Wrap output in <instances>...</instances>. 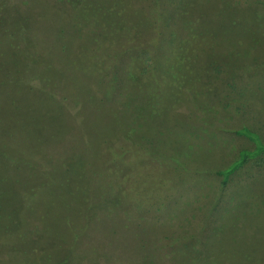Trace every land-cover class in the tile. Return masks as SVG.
<instances>
[{
    "label": "rangeland",
    "instance_id": "obj_1",
    "mask_svg": "<svg viewBox=\"0 0 264 264\" xmlns=\"http://www.w3.org/2000/svg\"><path fill=\"white\" fill-rule=\"evenodd\" d=\"M145 50L158 72L129 84ZM244 127L264 142V0H0V264H264V155L219 174L254 149ZM69 149L125 178L114 212L81 200L78 236L43 213Z\"/></svg>",
    "mask_w": 264,
    "mask_h": 264
},
{
    "label": "trees",
    "instance_id": "obj_2",
    "mask_svg": "<svg viewBox=\"0 0 264 264\" xmlns=\"http://www.w3.org/2000/svg\"><path fill=\"white\" fill-rule=\"evenodd\" d=\"M103 3L97 2V3H87L80 7L79 14L85 18L86 16H89V13L92 11H99L101 10V5ZM82 8V9H81ZM31 37V36H30ZM32 40L34 38L31 37ZM37 42V41H36ZM38 43V42H37ZM152 57V56H151ZM150 54L147 50L142 51L138 54V56H134V61L132 64H130L126 69V79L127 82H130L129 84H134L136 82H142L141 81V74H150L151 76H155V71L158 72L155 69H149L148 66L143 65H136L138 63H146L151 58ZM28 59L30 64L36 63V57L34 55H29ZM29 64V63H28ZM88 65V64H87ZM42 67H40L41 69ZM30 74L35 75L34 72H36L35 69H31L30 67ZM88 71L92 72L93 67L88 65ZM38 76H42L44 79H41L43 82L51 83L56 80V78L59 76L60 78V71L57 69H51V68H42L41 71H37ZM42 74V75H41ZM140 75L139 79L136 80L135 78H138L137 75ZM35 78V77H34ZM134 82V83H133ZM31 85V84H30ZM52 85V84H51ZM127 85V84H125ZM115 88V85L112 86ZM76 95V94H75ZM111 93H109V96L111 97ZM156 98L158 99V95L152 97V100L155 101ZM52 101L53 104H57V101L54 99H49ZM56 116L60 118L62 116L61 111H56ZM60 131V130H59ZM59 131L49 133L46 138L42 141L43 145L52 144L57 142L58 140H62L64 138L63 133H60ZM238 133L243 135L246 139L250 140L254 144L253 150H244L241 151L239 154L238 159L231 164L228 168L220 171V175L224 177L225 182L229 180V178L235 174L239 169L244 167V165L253 159H257L264 155V142L261 136L254 132L253 130L244 127L240 130H238ZM112 143V142H111ZM118 143L115 144L112 148H110V162L115 164H118V159L121 157V154L117 151ZM133 145H126L124 144V148L127 150H134ZM70 154L66 156L62 164H54L51 165L52 169L43 168L45 171V174L51 175L52 179L53 176L56 178V182L52 181V183L49 182L48 186L55 185L56 186V192L59 191V188L61 187L62 190L56 193L57 198L54 199L53 197L46 195L45 198L47 200V203H43L42 201L39 203V206L41 204H45L44 207L45 210L43 213L46 216V224L48 227L53 229V224L51 222H56V219L59 215H57L59 212L62 213V216L67 215L63 221V227L66 229H69V232L73 236H78L79 234L76 233L80 229H82V232L88 227V220L90 217H87L83 219L82 225H75V217L81 216V210L83 213L88 214L89 212L83 208L82 201L86 200V202H90V200L93 198L96 200H102L103 203L107 206L105 207L106 210H108L110 213L114 212L118 207L123 205V193L122 190L123 183L125 182V178L121 176L120 170L118 167L109 168L107 171V177L103 174L100 175L99 184H98V177H89L85 173V161L83 158H85V153H74L73 150H70ZM108 157V156H107ZM73 158V160H72ZM132 158H139V155H135V152L132 153ZM32 163V162H30ZM42 168V167H41ZM118 170V172H117ZM95 171H93L92 174H94ZM97 174V173H96ZM150 177V175H148ZM109 180H108V179ZM87 179L91 181V184H88ZM107 181V182H106ZM115 181V184L113 183ZM47 186V187H48ZM96 186V187H95ZM96 189H95V188ZM82 192V196L79 197V204L78 202H75L72 198L73 196L80 195L78 192L75 195L73 190ZM121 188V189H120ZM138 188V187H136ZM82 200V201H81ZM93 209V208H92ZM42 211V210H41ZM108 216V215H107ZM83 217V216H82ZM58 229V228H57ZM57 234V233H56ZM42 240L49 242L51 241V237L42 236ZM50 256V254H48Z\"/></svg>",
    "mask_w": 264,
    "mask_h": 264
}]
</instances>
